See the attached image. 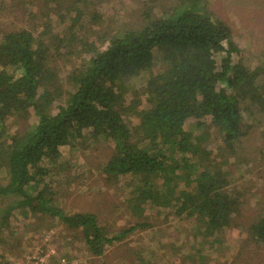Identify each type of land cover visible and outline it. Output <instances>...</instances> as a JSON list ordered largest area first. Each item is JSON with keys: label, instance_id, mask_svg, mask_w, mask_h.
<instances>
[{"label": "trees", "instance_id": "obj_1", "mask_svg": "<svg viewBox=\"0 0 264 264\" xmlns=\"http://www.w3.org/2000/svg\"><path fill=\"white\" fill-rule=\"evenodd\" d=\"M146 18L138 30L117 32L69 75L67 95L57 85L44 39L26 29L0 37V163L10 175L0 194H15L17 206L79 229L97 256L136 226L112 234L95 213H66L54 205L46 178L61 167V147L87 135L114 143L103 172L135 182L136 207H172L177 215L196 216L206 233L215 234L233 224L244 200L230 187L229 171L211 158L204 130L216 128L233 150L244 133V103L264 114V67L235 59L241 50L230 24L204 0H183ZM144 73L149 75L140 90L132 82ZM31 109L36 121L23 133L8 134L9 119H27ZM249 231L264 245V210Z\"/></svg>", "mask_w": 264, "mask_h": 264}, {"label": "rangeland", "instance_id": "obj_2", "mask_svg": "<svg viewBox=\"0 0 264 264\" xmlns=\"http://www.w3.org/2000/svg\"><path fill=\"white\" fill-rule=\"evenodd\" d=\"M182 1L0 0V37L26 29L44 39L52 54L57 85L65 92L71 88L69 75L95 50L105 49L117 32L138 30L148 13V20L159 17ZM204 3L230 24L241 50L234 54L235 59L251 68L264 67V0ZM147 75L142 74L132 85L141 90L139 83ZM243 107L244 133L233 150L227 149L216 128L209 127L210 134L204 130L211 158L229 171L230 187L244 200L231 226L208 234L196 216H180L172 207L149 202L136 207L135 182L126 176L112 180L103 172L114 155V143L87 135L61 147V167L46 178L54 205L66 213L93 212L112 234L132 226L136 230L123 241L107 245L103 255H93L79 229L17 206L20 197L15 194H0V264H16L28 252L47 248L76 264H264V245L253 241L249 231L264 210V114L250 101ZM29 113L27 119H9L7 133L25 132L36 121L32 109ZM130 121L137 123L135 116ZM186 128H190L189 121ZM9 182L10 175L0 163V187Z\"/></svg>", "mask_w": 264, "mask_h": 264}, {"label": "built area", "instance_id": "obj_3", "mask_svg": "<svg viewBox=\"0 0 264 264\" xmlns=\"http://www.w3.org/2000/svg\"><path fill=\"white\" fill-rule=\"evenodd\" d=\"M16 264H76V262H71L64 256L59 257L54 249L47 248L28 252Z\"/></svg>", "mask_w": 264, "mask_h": 264}]
</instances>
